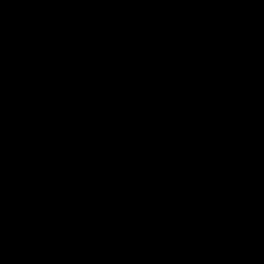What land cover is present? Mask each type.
Segmentation results:
<instances>
[{
  "label": "water",
  "instance_id": "1",
  "mask_svg": "<svg viewBox=\"0 0 264 264\" xmlns=\"http://www.w3.org/2000/svg\"><path fill=\"white\" fill-rule=\"evenodd\" d=\"M0 264H264V0H0Z\"/></svg>",
  "mask_w": 264,
  "mask_h": 264
}]
</instances>
